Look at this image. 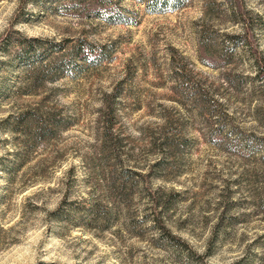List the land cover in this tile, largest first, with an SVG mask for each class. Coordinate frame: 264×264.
<instances>
[{
	"label": "rangeland",
	"instance_id": "rangeland-1",
	"mask_svg": "<svg viewBox=\"0 0 264 264\" xmlns=\"http://www.w3.org/2000/svg\"><path fill=\"white\" fill-rule=\"evenodd\" d=\"M145 1L0 0V264H264V0ZM13 30L98 55L20 94Z\"/></svg>",
	"mask_w": 264,
	"mask_h": 264
},
{
	"label": "trees",
	"instance_id": "trees-1",
	"mask_svg": "<svg viewBox=\"0 0 264 264\" xmlns=\"http://www.w3.org/2000/svg\"><path fill=\"white\" fill-rule=\"evenodd\" d=\"M168 0H146L149 10L157 11L165 5ZM174 6V5H173ZM12 33V35H11ZM247 30L243 27L239 32L225 34L223 46L235 47L243 46L248 43L246 39ZM198 48L201 51L199 57L203 64L214 67L215 63L203 58L202 54L207 49V41L202 39L198 34ZM69 39L64 38L60 42L41 40L40 38L21 36L16 30L5 35L2 39V53L7 57L17 62L16 66H21V74L15 86V90L20 94H31L33 90L40 88L43 84L52 82L59 75L67 70V67L77 62L93 61L98 55V46H95L83 38H77L76 42L70 45L69 49L64 45ZM53 44V49L50 53H44L47 45ZM48 49V48H47ZM217 64V63H216ZM256 70L254 76L264 86V63L261 64L255 61ZM41 97L32 106H25L16 115L12 117V124L15 126H23L27 131L24 143L34 145L37 142H42L48 139L51 135V130L59 125V121L55 119L54 111L50 107H45L44 99ZM44 107V108H43ZM106 111H108L106 109ZM106 123V122H105ZM104 123V124H105ZM106 126V125H105ZM215 132L218 130L215 127ZM213 134V133H212ZM20 160V159H18ZM21 161H19L20 163ZM64 198V197H63ZM156 203L153 205L155 206ZM173 239L174 236L171 235Z\"/></svg>",
	"mask_w": 264,
	"mask_h": 264
}]
</instances>
